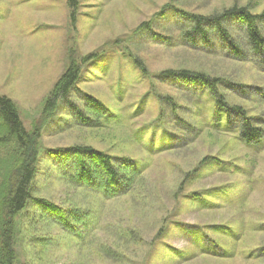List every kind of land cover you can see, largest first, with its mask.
I'll list each match as a JSON object with an SVG mask.
<instances>
[{
	"label": "rangeland",
	"instance_id": "1",
	"mask_svg": "<svg viewBox=\"0 0 264 264\" xmlns=\"http://www.w3.org/2000/svg\"><path fill=\"white\" fill-rule=\"evenodd\" d=\"M67 1L0 0V93L41 132L35 196L71 216L66 230L30 209L19 264H264V56L239 17L225 22L230 47L207 26L208 42L190 39L182 13L236 5L257 15L264 0H78L76 24ZM72 61L78 89L107 108L74 95L87 124L64 106L43 110ZM183 69L216 87L166 74ZM233 107L262 132L258 143L242 139L247 122ZM75 145L110 153L124 171L129 162L132 191L73 190Z\"/></svg>",
	"mask_w": 264,
	"mask_h": 264
},
{
	"label": "trees",
	"instance_id": "2",
	"mask_svg": "<svg viewBox=\"0 0 264 264\" xmlns=\"http://www.w3.org/2000/svg\"><path fill=\"white\" fill-rule=\"evenodd\" d=\"M70 20L73 24L77 22L78 0H68ZM194 24V28L188 32V37L196 40L200 37L208 42L207 28L219 31L224 41L233 45L232 37L227 28L226 21L232 17H239L247 26L248 35L255 52L264 56V37L260 34L258 19L264 18L262 14H252L246 7L232 6L221 14L210 16L194 15L182 12ZM204 26H207L205 29ZM209 26V27H208ZM209 31V29H208ZM237 50V49H236ZM94 56V55H93ZM92 55L83 60H92ZM91 58V59H90ZM80 64L72 61L67 69L61 74L53 88L44 99V113H50L55 109L67 107L76 117L80 118L83 124L86 117L80 110V106L73 100L74 95H82V102H85L94 110H106L100 99L86 94L78 89L77 84L81 74ZM167 75L180 79L202 80L209 88L216 87L218 79L196 73L191 70L166 71ZM220 104L223 101H219ZM223 105V104H222ZM226 106V105H225ZM237 110L246 119L243 128L242 139L248 144L253 143L262 136L257 127H252L247 121L244 109L241 107L228 108ZM261 130V129H260ZM41 132L38 129L28 130L20 116L16 102L0 93V264H19L17 244L29 232L31 224L28 222L30 209L34 208L39 212V218H56V223L68 230L71 217L67 207H62L55 201L37 197L34 194V187L39 173L41 150ZM71 153L75 156V173L73 190L91 191L96 186L103 188L109 195V199L120 198L132 191L135 183L137 169L129 165L125 169L123 163H119L113 155L91 145H75L71 147ZM124 166V167H123ZM68 204L76 205V200L67 201ZM44 212V213H43ZM25 233V234H24Z\"/></svg>",
	"mask_w": 264,
	"mask_h": 264
}]
</instances>
